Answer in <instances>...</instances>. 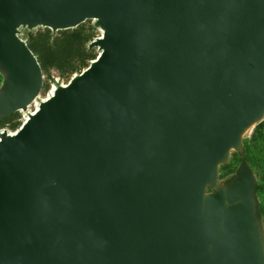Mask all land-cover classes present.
Segmentation results:
<instances>
[{"label":"water","instance_id":"95a60500","mask_svg":"<svg viewBox=\"0 0 264 264\" xmlns=\"http://www.w3.org/2000/svg\"><path fill=\"white\" fill-rule=\"evenodd\" d=\"M97 58L0 130V264H264V0H0V119L44 84L21 29L88 21Z\"/></svg>","mask_w":264,"mask_h":264},{"label":"trees","instance_id":"16d2710c","mask_svg":"<svg viewBox=\"0 0 264 264\" xmlns=\"http://www.w3.org/2000/svg\"><path fill=\"white\" fill-rule=\"evenodd\" d=\"M21 29V37L27 42L36 55L43 74L46 77L56 71L67 83L77 73L86 69L95 60L98 52L89 44L96 38V28L87 21L75 28L59 30L53 33L48 27H38L33 30ZM3 75L0 72V85ZM50 89V82L44 80L43 92ZM20 111L0 119V130H17L22 125ZM244 153L234 152L227 165L220 166V176L225 177L235 172L237 167L246 161L257 177L256 194L259 199V213L264 224V120L256 124L250 137L243 140Z\"/></svg>","mask_w":264,"mask_h":264},{"label":"rangeland","instance_id":"374dc122","mask_svg":"<svg viewBox=\"0 0 264 264\" xmlns=\"http://www.w3.org/2000/svg\"><path fill=\"white\" fill-rule=\"evenodd\" d=\"M87 24L88 25H93L94 26V21L92 20H88L87 21ZM95 27V26H94ZM96 28V27H95ZM24 28H22V33H24ZM96 38L99 37V36H102V30H100L99 28H96ZM96 48V47H95ZM97 52L99 53V50L98 48H96ZM44 80L50 82V89L46 92H43L41 91L39 97H37V99L35 100L34 103H32L27 110H23V111H20V116L22 118V124L24 123V121L27 119L28 117V114L31 112H34L38 107H39V104L42 100H45L46 98H48L54 91V88L58 85V84H67V80L65 78H61L59 77L58 73L56 71H52V75L50 77H46L44 76ZM254 130V127H252L251 129H249L246 134L244 135V138L246 137H250V135L252 134ZM11 131V130H10ZM236 152V151H232L231 154H230V160L229 162L231 161V158L233 156V153ZM228 164V163H227ZM227 164H224V165H227ZM238 168V167H237ZM236 171V170H235ZM234 173V172H233ZM232 173V174H233ZM230 174V175H232ZM230 175H227L225 177H221V180H224L226 179L227 177H229Z\"/></svg>","mask_w":264,"mask_h":264},{"label":"built area","instance_id":"2783aa9c","mask_svg":"<svg viewBox=\"0 0 264 264\" xmlns=\"http://www.w3.org/2000/svg\"><path fill=\"white\" fill-rule=\"evenodd\" d=\"M4 129H6V128H4ZM1 130H3V129H1ZM7 130H9V129H7ZM10 131V130H9Z\"/></svg>","mask_w":264,"mask_h":264},{"label":"bare ground","instance_id":"6f19581e","mask_svg":"<svg viewBox=\"0 0 264 264\" xmlns=\"http://www.w3.org/2000/svg\"><path fill=\"white\" fill-rule=\"evenodd\" d=\"M54 89H55V88H54ZM51 95H52V94H51ZM51 95H50V96H51ZM39 105H40V104H39ZM37 109H38V108H37Z\"/></svg>","mask_w":264,"mask_h":264}]
</instances>
